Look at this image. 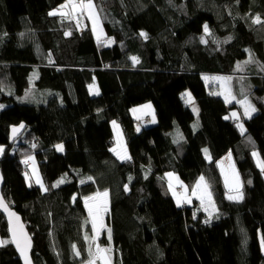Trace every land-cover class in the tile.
<instances>
[{"label": "trees", "instance_id": "trees-1", "mask_svg": "<svg viewBox=\"0 0 264 264\" xmlns=\"http://www.w3.org/2000/svg\"><path fill=\"white\" fill-rule=\"evenodd\" d=\"M95 1L110 47L95 41L85 19L79 30L75 20L49 15L66 0H0V146H7L10 127L26 125L21 143L4 146L0 156L1 194L32 238V263L87 264L89 250L99 245L111 249L112 264H264V173L257 166L264 162V73L246 74L256 115L241 118L243 135L225 119L234 107L211 96L202 79L231 74L248 51L255 66H264V31L240 19H264V0ZM205 25L213 38L231 41H218L214 51L212 41L201 42ZM89 85L98 96H90ZM184 91L198 110L194 127ZM146 103L156 125L136 132L130 111ZM112 121L122 130L129 162L110 151ZM228 152L243 199L229 200L219 183L218 219L206 223L194 202L177 206L165 174L177 173L189 197L208 167L218 175L215 162ZM28 157L47 191L26 185ZM104 191L106 228L93 241L85 198ZM0 240H9L1 213ZM0 264H21L11 243L0 247Z\"/></svg>", "mask_w": 264, "mask_h": 264}, {"label": "snow or ice", "instance_id": "snow-or-ice-1", "mask_svg": "<svg viewBox=\"0 0 264 264\" xmlns=\"http://www.w3.org/2000/svg\"><path fill=\"white\" fill-rule=\"evenodd\" d=\"M50 16H60L63 19H74L77 21V26L79 27L80 21L83 19L84 15H87L88 19L92 22V30L95 33H97V29L99 27V17L98 13L96 11L95 5L93 3V0H66V3L62 4L58 9L49 12ZM254 24L262 23L260 17H256L252 21ZM208 27L207 25L204 26V32L208 33ZM102 34V30H101ZM66 36L70 35L69 32L65 33ZM140 36L147 39V34L144 32L140 33ZM97 40H100V34H97ZM201 42L203 41V38H201ZM112 41L109 40L108 44H111ZM131 60L133 64L139 63V60L136 57H131ZM251 62L246 61L245 63ZM237 70H242L241 67L238 65ZM206 80L208 78H205ZM213 80H221L224 83L228 82V78H220V77H213ZM90 93L98 95L99 92L94 88V86H90ZM217 95H224L225 102L230 103L234 97L232 96V93L230 90L225 89L224 92L216 93ZM188 96V103H192L191 96L187 93L185 94ZM244 109V115L246 117H251V114L256 111L255 107L252 106V104L245 98L240 101H238ZM0 107H3L0 105ZM146 108H150V105H145ZM137 111V110H134ZM195 111V109H194ZM230 117L226 116L225 119H229ZM231 118L238 120L239 117L236 112L231 113ZM155 120L153 119V123ZM23 125L20 126L22 128ZM113 127L118 130V125H116L115 121H113ZM237 127L239 128L241 134H244V127L242 124H237ZM19 128H13V135L15 136L19 132ZM118 144L120 143L119 140V133H118ZM34 147V145H33ZM57 151H62L63 146L62 145H56ZM110 151H113L119 159H128L126 153L124 156H121L119 152L116 151V149H110ZM0 153H3V148L0 147ZM205 153L207 155V150L205 149ZM253 157H257V153H252ZM230 158V157H229ZM32 160V157H28L26 160L22 161V163H29V161ZM257 166L261 169V172L264 173V162H260L257 160ZM33 175L36 177V182L40 185L42 191H47V189L44 187L43 183L40 181V178L38 174H36V170L33 167ZM169 180L176 179L172 176L171 173L168 174ZM27 177V174H26ZM89 180L92 178L89 177ZM64 180L61 179L57 181L56 184L53 185V187L59 186V184L63 183ZM84 181H81L83 183ZM177 183L179 181L177 180ZM31 186V185H30ZM225 186L228 188L229 194L227 198L229 200H234L239 202L243 199V194L240 191V182L239 177L235 173L234 169L232 172L231 181L229 180V177H225ZM180 187H184L182 184ZM169 189L173 191V195H176L175 190L173 189V185L171 182L169 183ZM128 190V186L125 185V191ZM192 195L197 196L198 199L201 200V205L204 206L205 202H207V207H205V211H209V208H211L212 212L215 211V205L212 202L211 199V193L207 190V184L204 182V178L201 177L200 180L197 182L196 187L192 190ZM107 197L108 192L104 191L103 193H96L94 196H90L85 198V207L88 209V215L91 218L92 228L93 232L96 233L98 231V228H103V214L108 211L107 208ZM184 202L188 203L190 202L187 197L184 198ZM181 200L177 198V206H180ZM0 210H3L8 215V223H9V232L11 234V240H0V247L4 246L5 244L12 243L16 246L17 251L19 252L21 258L24 260V264H31V260L28 256V251L31 248V241L28 237L27 233L24 232L23 226L19 223V217L16 216L15 213L10 212L8 209L7 204L5 203L4 199L0 197ZM211 212H209V216L211 217ZM206 223L208 221H205ZM109 240H111V230L109 229ZM87 240L88 237H85ZM96 239V236L94 235L92 237V240L94 241ZM262 246H264V242H262ZM73 252L76 256L80 255V252L77 250L76 245H73ZM110 248H104L100 247L99 245L96 246V250L93 253L91 249L89 250V257L90 259L87 261V264H97V261L100 262V264H111V258L108 255L110 253Z\"/></svg>", "mask_w": 264, "mask_h": 264}, {"label": "rangeland", "instance_id": "rangeland-1", "mask_svg": "<svg viewBox=\"0 0 264 264\" xmlns=\"http://www.w3.org/2000/svg\"><path fill=\"white\" fill-rule=\"evenodd\" d=\"M66 3V2H65ZM93 3L95 5V8H96V11L98 13V17H99V27L97 29V33L94 34L93 30H92V22L88 19L87 15H84L83 16V19H85V22L88 24L91 32H92V35L94 37L95 40H97V34H100V40L98 41L99 43L103 44L104 46L106 47H110L111 44H108V41L111 40L109 39L108 37V34H107V31H106V28L104 26V20L102 18V14L100 13L98 7H97V3L95 0H93ZM223 15H219V17H222ZM258 16H254L252 19H249V17H246V16H240V19L246 24V23H250L252 26L248 25L249 29H251L252 31H259L260 33L264 31V19H261L262 23H259V24H254L252 21L254 18H256ZM81 20L80 23H79V27L77 26V21L75 20V24L77 26V29L79 30H82L85 28V24H84V20ZM65 20H72L74 21V19H65ZM101 30H102V34H101ZM209 30V29H208ZM203 32H204V29H203ZM258 35V34H256ZM259 37L261 35H258ZM203 41L202 42L203 44H207L208 41H212L213 42V47H214V51H220V49L217 47V43L218 41H220V45H227L230 41H231V37H226V38H223L222 40L220 39H215L212 37L211 35V32L210 30L208 31V33L206 34L205 32L203 33ZM211 39V40H210ZM246 53V52H245ZM251 61L249 63H245L246 61ZM257 59L255 58V56L253 55V53L250 51H248V55H247V58L244 62L242 63H238L237 66L239 65L241 67L242 70H237V66L235 67L234 69V72H232L231 74L227 75L228 77V82L227 83H224L222 82L221 80H213L212 78L213 77H220V78H226L224 76H220V75H209V74H206V75H202V79L203 81L205 82L208 90H212L213 93H217V92H220V90L222 89V92L225 91V89H228L231 91L232 93V96L234 97V99L231 100L230 103H226L225 102V97L224 95H222V101L223 103L225 104V106L227 108H230V107H234V109H239L240 106V103L238 101H240V96H244L246 97V99L250 102L249 100V96H248V92L249 90H247L248 88H246L244 85L245 84H250L248 82V80L245 78L247 77L246 74H250L251 70L253 71V73L255 74H260L261 73H264V66H255L257 65ZM254 68V69H252ZM205 78H208L207 80ZM94 86V88L96 90L97 87L95 85H92ZM210 86V87H209ZM216 86L217 90L213 89L214 87ZM99 92V90H98ZM91 96H95V94H91ZM251 103V102H250ZM151 104V103H150ZM252 104V103H251ZM152 105V104H151ZM153 106V105H152ZM253 106V105H252ZM1 108V107H0ZM154 108V107H153ZM188 108V107H187ZM194 114H195V111H193ZM233 112H236L239 119L236 120V119H233L231 118V113ZM195 116V120H194V123H193V127L194 125L196 126L198 124V115H194ZM228 117H230L229 119H226L228 121H232L235 123L236 127H237V124H242L244 129H245V126L244 124L242 123V120H241V115L239 114L238 111H235L233 109L230 110L229 114L226 115ZM225 116V117H226ZM116 125H118V130L115 129L113 127V121L110 123V127H111V131H112V138H113V147L112 149H116L117 152L120 153V155L122 156V153H126L128 154V149H127V146L125 144V139H124V136H123V133H122V130L119 126V124L115 121ZM239 133L241 134L239 128L237 127ZM246 131V130H245ZM244 131V133H245ZM118 133H119V140H120V143L118 144ZM20 139L17 140L15 143H14V148L15 149L19 144H20ZM2 147V146H0ZM3 148V151H4V147ZM207 150V155L205 153V150L203 151V155H204V159L206 161L207 164H210L211 162V157L209 155V151L208 149ZM231 153V152H230ZM3 153H0V156H2ZM232 154V153H231ZM117 156V155H116ZM233 156V155H232ZM117 158V157H116ZM118 159V158H117ZM120 161V160H119ZM122 162V161H121ZM124 162V161H123ZM27 166H28V170L25 172L24 176H25V182H26V185L28 187H31V186H37L40 190H41V187L40 185L36 182V177L35 175H33V167L35 168L36 170V174H38L39 178H40V181L43 183L44 187H45V184H44V181L39 173V170H38V166L37 164L35 163L34 159L32 158L31 161H29V163H27ZM213 167H208L207 170H206V173L202 176L199 177V179L196 181L193 189L196 187V184L197 182L200 180L201 177L204 178V182L207 184V190L208 192L211 193V199H212V202L214 203L215 205V211L212 212L211 208H209V211H205V207H207V202H205V205L202 206L201 205V200L197 198V196H194L192 195V190H191V194L189 195V197L186 196V187L183 183V181L181 180L180 176L175 173V172H168L165 174V179L169 185V183L171 182V184L173 185V189L175 190L176 192V195H175V200L177 201V198H179L181 200V203L180 205L183 207V206H191V203L194 202L195 203V208H196V213L200 212V213H203L204 214V217L206 219V221H208L209 223L211 222H214L218 219V210H217V198H216V186L219 185V183H221V179L219 177V175H215L214 172L212 171ZM148 170L145 171V175L148 174ZM171 173L173 177H175L176 179H172L171 181L169 180V176L168 174ZM26 174H27V177H26ZM218 174V172H217ZM218 177V178H217ZM177 180L179 181V183H177ZM220 180V181H219ZM183 185L184 187H180V185ZM222 184V183H221ZM31 185V186H30ZM46 188V187H45ZM42 191V190H41ZM172 195H173V191L170 190ZM44 192V191H43ZM100 193H103V192H100ZM228 194V193H227ZM95 195V194H94ZM93 195V196H94ZM174 196V195H173ZM187 197L189 199L190 202L188 203H185L184 202V198ZM107 208H109V202H108V197H107ZM88 210V209H87ZM209 212H211V217L209 216ZM108 214V211L106 213L103 214V224H104V227L103 228H98V231L96 233H94V235L96 236V238L99 237V234L100 232L106 228V225H105V218ZM90 218V217H89ZM90 223H91V218H90ZM92 225V223H91ZM259 241H260V244H262V239L259 238ZM96 249V248H95ZM110 256V254H108ZM111 258V257H110ZM97 264H100L99 261H97ZM111 264H112V261H111Z\"/></svg>", "mask_w": 264, "mask_h": 264}, {"label": "water", "instance_id": "water-1", "mask_svg": "<svg viewBox=\"0 0 264 264\" xmlns=\"http://www.w3.org/2000/svg\"><path fill=\"white\" fill-rule=\"evenodd\" d=\"M23 125L22 128H20V126ZM13 128H19V132L14 136L13 135ZM26 130V125L24 123H21L19 125H16V126H12L9 128L8 130V138H9V142L12 144V143H15L24 133V131ZM230 157V158H229ZM215 166H216V170L218 172V175L221 179V183H222V186L225 190L226 193L229 194V191H228V188L225 186V177L228 176L229 177V180L231 181V177H232V172H233V169L235 171V173L238 175L239 177V182H240V191H242L243 189V183H242V179H241V175L239 173V170L235 164V160L233 159V156L230 152H228L227 154H225L224 156H222L220 159H218L216 162H215ZM2 186H3V177L0 173V197H2V194H1V189H2ZM3 198V197H2ZM5 201V200H4ZM6 203V202H5ZM8 206V205H7ZM9 211L10 212H13L16 214V216L19 217V223L23 226V230L25 233H27L28 237L30 238V241H31V248L29 249L28 251V256H29V259L31 260V264L32 263V259H31V252H32V246H33V241H32V238L31 236L29 235L26 227L24 226L23 222H22V218L19 214H17L13 209H11L10 207H8ZM0 212L4 215L5 219H6V222H7V226H8V229H9V223H8V215L3 211V210H0ZM9 236H10V239H11V234L9 232ZM14 249L16 250L17 254H18V257H19V260L21 262V264H24V260L21 258L19 252L17 251L16 249V246L14 244H12Z\"/></svg>", "mask_w": 264, "mask_h": 264}, {"label": "crops", "instance_id": "crops-1", "mask_svg": "<svg viewBox=\"0 0 264 264\" xmlns=\"http://www.w3.org/2000/svg\"><path fill=\"white\" fill-rule=\"evenodd\" d=\"M213 89H215V90H217V88H216V86L213 88ZM222 92V89L220 90V92H217V93H221ZM188 94V95H190L188 92H184V93H182V95H181V100H182V102L184 103V105L186 106V107H188V108H190V110L193 112L194 111V109H195V114H194V112H193V114L194 115H198V110H197V107L195 106V104H194V100H193V98L191 97V100H192V103H188L187 101H188V96H186L185 94ZM213 95H215V96H217V97H219V98H221L222 99V95H217V94H213ZM145 105H150L151 107L150 108H146L145 107ZM238 106H240V108L239 109H233V110H235V111H238L239 112V114L241 115V118H245V119H251L252 117H254L255 115H256V111L255 112H253L252 114H251V117L249 118V117H246L245 115H244V109H243V107H241V105H238ZM134 110H137V111H134ZM130 113H131V116H132V119H134V121H136V120H143V119H145V118H147V117H149L150 119H151V124L149 125V126H147L148 128L149 127H153V126H155L156 125V117H155V112H154V108H153V106L150 104V103H146V104H143V105H140V106H137V107H134V108H132L131 109V111H130ZM229 114V113H228ZM153 119L155 120V122L153 123ZM230 120V119H229ZM146 127V128H147ZM112 149V148H111ZM112 152V154L115 156V157H117L116 156V154L113 152V151H111ZM125 155V152L124 153H122V156H124ZM127 155V157H129L128 159H119L118 157V160H120V161H124V162H129L130 161V156H129V154H126ZM260 246H261V250H262V254H263V256H264V246H262V244H260Z\"/></svg>", "mask_w": 264, "mask_h": 264}, {"label": "bare ground", "instance_id": "bare-ground-1", "mask_svg": "<svg viewBox=\"0 0 264 264\" xmlns=\"http://www.w3.org/2000/svg\"><path fill=\"white\" fill-rule=\"evenodd\" d=\"M117 30H121V29H119V27H117L116 28ZM96 42H98L97 40H95ZM99 43V42H98ZM220 76H224V77H228L226 74H220ZM247 80H250V78H246ZM205 83V82H204ZM206 85V84H205ZM90 86H92V85H89L88 87H87V89L86 90H88L87 92L90 94ZM207 87V86H206ZM210 87V86H209ZM207 90H208V88H207ZM184 92H188V91H184ZM183 92V93H184ZM189 93V92H188ZM208 93L211 95V96H213V97H217V96H215V95H213V94H215V93H213L212 92V90H211V88H210V90H208ZM190 94V93H189ZM182 95V94H181ZM181 95H180V98H181ZM91 96V95H90ZM95 96H98V95H95ZM190 96H191V94H190ZM192 97V96H191ZM182 101V100H181ZM195 103V102H194ZM133 120V128H134V130L136 131V132H139V131H141V130H143V129H146V127L147 126H149L150 124H151V119L149 118V117H147V118H145V119H143V120H136V121H134V119H132ZM148 128V127H147ZM150 128V127H149ZM7 146H10V145H13L14 143H10L9 142V138L7 139ZM2 146V145H1ZM7 147L6 145H3L2 147ZM5 147H4V149H5ZM25 164V163H24ZM25 170L27 171L28 169H27V167H25ZM25 171V172H26ZM7 204V203H6ZM8 205V204H7ZM8 207H9V205H8ZM12 209V208H11ZM15 211V210H14ZM16 212V211H15ZM1 213V212H0ZM17 213V212H16ZM2 214V213H1ZM18 214V213H17ZM3 215V214H2ZM20 215V214H19ZM3 217H4V215H3ZM22 218V217H21ZM4 219H5V217H4ZM5 222H6V219H5ZM22 222H23V219H22ZM23 224H24V222H23ZM6 225H7V222H6ZM24 226H25V224H24ZM26 227V226H25ZM7 229H8V226H7ZM27 229V228H26ZM28 231V230H27ZM29 233V232H28ZM30 235V234H29ZM8 236H9V229H8ZM9 240H11L10 239V236H9ZM11 245H12V243H11ZM13 246V245H12Z\"/></svg>", "mask_w": 264, "mask_h": 264}]
</instances>
